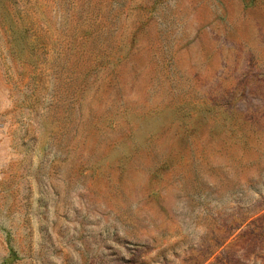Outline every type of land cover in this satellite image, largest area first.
<instances>
[{
	"label": "rangeland",
	"instance_id": "obj_1",
	"mask_svg": "<svg viewBox=\"0 0 264 264\" xmlns=\"http://www.w3.org/2000/svg\"><path fill=\"white\" fill-rule=\"evenodd\" d=\"M0 264H264V0H0Z\"/></svg>",
	"mask_w": 264,
	"mask_h": 264
}]
</instances>
